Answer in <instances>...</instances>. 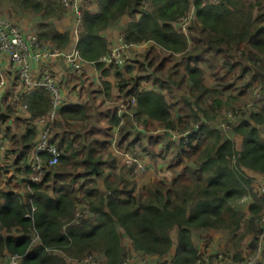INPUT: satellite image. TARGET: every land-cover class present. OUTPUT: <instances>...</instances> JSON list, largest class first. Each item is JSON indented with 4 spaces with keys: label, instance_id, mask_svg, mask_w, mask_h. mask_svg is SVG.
Here are the masks:
<instances>
[{
    "label": "trees",
    "instance_id": "16d2710c",
    "mask_svg": "<svg viewBox=\"0 0 264 264\" xmlns=\"http://www.w3.org/2000/svg\"><path fill=\"white\" fill-rule=\"evenodd\" d=\"M8 1L23 12L40 15L42 27L65 8L61 0ZM192 3L194 16L186 33L181 22ZM93 4L99 7L97 12L91 9ZM124 15L132 18L122 32L126 42H154L161 50L152 47L143 63L135 61L140 74L123 81L120 91L136 97L137 104L129 110L148 130L157 125L180 130L198 125L191 144L181 150L178 164L183 169L172 180L147 183L136 192L131 170L123 167L120 174L116 172L119 161L110 151V133L87 132L88 108L68 103L60 107V119L51 130L50 143L63 152L60 163L47 165L41 180L30 181L33 170L27 155L39 133L34 123L52 106L48 90L36 87L20 99L30 113L27 128L13 132L6 127L3 132L18 158L12 178L0 168V256L19 254L21 264H77L99 253L98 264H124L131 252L122 244L125 234L138 254L156 256L158 264H168L164 257L174 245L177 229L179 241L171 264H196L199 250L193 231L224 229L233 235L232 240L242 233L232 259L245 260L242 241L248 238L256 252L264 233V196L246 173L251 169L264 174V0H89L76 45L85 60L102 67L98 60L109 50V42L101 33ZM37 36L64 50L71 41L69 31L56 27ZM201 63L211 70L215 86L205 83ZM149 79L161 89H141V81ZM183 81L188 82V91L179 94L183 107L175 115L171 107L178 101L172 104L163 90L177 98ZM236 89L251 96L255 104L248 106L250 102L239 99L233 94ZM8 109L12 116L15 106L9 104ZM229 111L234 113L233 122L227 118ZM120 121L117 114L111 115L110 123ZM125 121L118 146L132 151L140 141L128 113ZM221 121L231 128L226 130ZM21 122L25 119L20 118ZM233 134L242 135L241 150ZM42 156L48 161L52 154L47 151ZM97 177L104 178L105 192ZM248 196L255 201L247 213L240 203ZM78 202L89 204L93 216L76 224Z\"/></svg>",
    "mask_w": 264,
    "mask_h": 264
},
{
    "label": "crops",
    "instance_id": "0c3cea01",
    "mask_svg": "<svg viewBox=\"0 0 264 264\" xmlns=\"http://www.w3.org/2000/svg\"><path fill=\"white\" fill-rule=\"evenodd\" d=\"M193 2V0H192ZM192 8H194L193 3L191 4ZM89 7V0L86 4V8ZM98 6L96 4H93L91 6V9L94 12L98 11ZM195 10V8H194ZM257 13V10H253V14L255 15ZM30 14L27 13L24 14L25 16L21 18V16L18 19L14 18L12 19L10 16V20L19 24L24 31L32 32L29 29H26L29 24V20L25 17H30ZM4 16V15H3ZM6 18V17H4ZM72 18V17H71ZM8 19V18H7ZM121 22L116 27H110L109 29H106L102 31L101 35L106 38L109 42V48L110 49L113 45L119 44L123 38V30L127 26V24L132 20L131 17L128 15H124L121 18ZM22 21V25L20 23ZM72 24L73 26L68 31L70 32L71 41L69 46L66 48V50L71 49L72 47L77 45V42L79 40V35L82 31L81 24L78 23L74 24L73 18H72ZM201 25V23H199ZM117 28V29H116ZM60 31H65L63 28L58 27L57 28ZM152 47H157L159 50H161L154 42H142L141 46L137 47L135 49L136 55H146L147 51L151 49ZM145 52V53H144ZM141 60L142 63L145 60ZM133 63L128 64L132 65L133 67L128 70L125 66L124 69L121 71H115L114 68L105 67L102 65L101 68H99L96 64L93 63H86L84 69L77 71L67 65L64 60L61 58H54L49 61V65L52 68L54 74L56 75L58 81L61 84L62 88V97L64 104L68 103H76L81 104L88 108L89 112L87 113L88 120L84 121L87 124V132H92L94 129L98 130H104L108 131L110 133L111 138V146L110 151L112 154H114L116 157L117 155L114 152L113 148V139H118L120 136V126L124 124L125 121V115L123 112H119L117 102L122 98L121 93V83L123 81L129 82L132 80V78H136L140 73L139 68L135 65L136 60L132 59ZM202 68L205 70L204 77L206 78L210 77L214 79V77L211 74V70L205 66L204 63H201ZM0 71L2 74H0V82L4 81L3 84H0V133L3 134L5 131V128H10L13 132H20V130L24 131L27 128L28 121L27 119L30 118V113L26 109L24 105L20 102V99L22 95L30 90H28L26 84L18 78V76L14 72V66L11 64L7 56H4L0 60ZM41 71V65L40 62H33L31 74H33L34 77H39ZM138 74V75H137ZM145 81V80H143ZM149 82L150 89H156L160 90L161 87L154 79L147 80ZM206 83V81H205ZM108 85V86H107ZM109 87V88H108ZM163 90V89H162ZM168 100L174 104V102L177 100L178 104L176 106H172L171 110L172 112L177 115L180 114V111L178 112L179 107H183L182 99L179 96V93L177 92V98L171 97L168 93V91L163 90ZM9 104H13L15 106V109L13 111L12 116L9 113ZM174 107L176 110H174ZM117 114L118 117L121 118V121L119 125H115L110 123L111 115ZM202 116V114H201ZM9 118L7 122H5L3 119ZM25 119V122L19 123V119ZM205 120V119H202ZM81 121L79 120L78 123ZM156 123V122H155ZM157 124V123H156ZM159 127L152 130H148L145 126L144 128H137L135 129L136 137L140 142H136L132 151L135 150V146L138 144V152L140 156L145 160V162L150 166L149 172L144 177H150L151 181L150 183H158L162 180H172L176 174L183 169V165L180 167L179 162L182 159L181 156V150L166 136L158 137L155 133V130ZM2 130V131H1ZM233 139L236 143L237 150L242 149V142L243 137L240 134H233ZM13 153V152H12ZM13 155H16L13 153ZM18 157V155H16ZM15 157V156H14ZM3 159H6V156L3 154H0V168L2 169L5 167V162H3ZM119 161V167L117 168V174L121 173V169L123 168L120 163V158H118ZM16 168L13 172L11 169L9 170L8 176L11 178L13 174H16ZM170 170V171H168ZM247 176L252 180V186L256 191L260 190L261 184L264 183V174L261 172H257L251 169H246ZM141 178V179H142ZM113 179V177H112ZM139 179L137 181V191L138 192L142 186L145 183H142ZM96 180L98 181V185L102 191H106L107 187L105 184V180L103 177H97ZM24 192V189H23ZM254 198L252 196L246 197L244 202L240 203L241 209H243L245 212H249L250 206L254 203ZM214 230H194L193 231V241L198 247L199 251H207V253H216L219 249H222L225 247L221 242L219 241L220 238H218L215 234L211 233ZM178 230L175 229L173 231V240L174 245L172 249L169 252V255L165 256L164 259L167 260L171 264L173 257L176 254L177 246H178ZM209 238V239H207ZM39 241V240H38ZM205 241H209L208 247H203L205 244ZM220 242V243H219ZM122 244L126 247H128L131 250L132 257H134V262H137L138 264H158V259L156 256H142L138 255V253L133 249L132 241L129 239L128 236L123 237ZM235 248L230 249L231 254L235 252ZM240 250V249H237ZM263 250H264V242L259 243L258 250L256 252L252 251L250 248V241L248 238L245 239L244 245L242 246L241 250L243 255L247 258L254 259L259 264H264V256H263ZM217 264H224V262H219Z\"/></svg>",
    "mask_w": 264,
    "mask_h": 264
},
{
    "label": "built area",
    "instance_id": "2783aa9c",
    "mask_svg": "<svg viewBox=\"0 0 264 264\" xmlns=\"http://www.w3.org/2000/svg\"><path fill=\"white\" fill-rule=\"evenodd\" d=\"M196 1V0H194ZM209 2H216L218 0H204ZM62 4L69 11H72L76 16L78 24H81L84 9L88 0H61ZM194 16V8L183 18L181 22V28L188 32V27L191 23V19ZM142 43H128L122 38L119 44L113 45L105 54H103L98 62L102 63L105 67L114 68L115 71H121L126 65L132 64V56H135V49L141 46ZM7 56L11 64L14 66V72L24 82L28 88L34 89L36 87H43L52 96V106L47 115L39 117L34 125L38 128V136L33 149H30L27 155V164L33 170L30 181H39L42 177V172L45 167H57L60 163V157L63 154L62 150H59L56 145L50 143L52 136V126L60 119V107L64 104L62 97L61 84L54 74L52 68L49 65V61L54 58H61L64 62L72 67L73 69L80 71L84 69L85 64L89 61L85 60L77 46L72 47L69 50L55 48L50 44L41 42L38 36L32 32L24 31V29L17 23L10 19L0 17V60ZM33 62H40L41 71L39 77H34L31 74ZM95 64V62H90ZM136 65V64H135ZM0 74L1 71H0ZM1 81L0 84H3ZM141 89L150 90L149 82L141 81ZM259 96V92H255L254 96ZM253 99V98H252ZM250 102L248 106L253 105ZM137 99L131 94H122V98L117 102L119 112H123L124 115L128 113L135 127L141 129L144 128L142 122L135 119L134 114L129 110V106H135ZM234 113L228 112L230 122L235 121ZM220 125L226 130L231 128V124L226 121H221ZM198 130V125H194V128L187 130H180L178 128L171 127H159L155 130L158 137H168L180 150L187 148L191 144L192 134ZM114 152L118 158L122 167H126L131 170L130 177L134 180L139 179L140 176L146 174L150 166L140 156L138 152V144L135 146L134 151H127L118 146L117 138L113 139ZM12 142L5 137L4 134L0 133V154L9 157L12 153ZM49 151L52 157L46 161L42 154ZM4 174H9V169L6 167L2 168ZM6 177V176H5ZM30 189V186H27ZM260 194L264 196V183L261 184ZM246 197L242 199V202ZM35 206L32 207L33 212ZM31 212L27 215H31ZM75 219L74 223L78 224L82 218H88L93 216V212L90 209L89 204L78 202L75 208ZM264 221V217L262 218ZM38 238V237H37ZM36 238V239H37ZM261 242H264V233L261 236ZM130 257V256H129ZM129 257L126 259L124 264H137ZM22 256L16 253L6 254L0 256V264H21ZM77 264H98L97 255L86 256L82 260L76 261ZM224 262V264H259L254 259L247 258L242 261H234L232 257L225 256L222 253H207L198 252V259L196 264H217Z\"/></svg>",
    "mask_w": 264,
    "mask_h": 264
},
{
    "label": "rangeland",
    "instance_id": "374dc122",
    "mask_svg": "<svg viewBox=\"0 0 264 264\" xmlns=\"http://www.w3.org/2000/svg\"><path fill=\"white\" fill-rule=\"evenodd\" d=\"M24 14H27V13L21 11L19 9V7L16 4H14L13 2H11V1L5 0L4 2H2L0 4V17L2 16V17H6L8 19H10V17H11L12 19L14 18V20H15V19H18L20 16H21V18H23L25 16ZM71 17L73 18L74 24H75V21H76V23H78L77 18L73 14V12L67 10L66 8H64L60 15L55 16V17H52L51 19H49L48 21H46L47 24H48V26L42 27V24L44 22L43 19H42V17L40 15H38V14H33L32 13V14H30V17H25V18H27L29 20V24H28V27L26 29L31 30L32 33H34L36 35H38L39 32L45 31V30H47L50 27H56V28L61 27V28H63V30L68 31L73 26V24H72V18ZM121 20L122 19L119 20V22H118L117 25H119V23L121 22ZM20 23L22 25V21H20ZM117 25H115V27ZM136 54H135V56H132V59L136 60L137 62L139 60L141 61V60L144 59V55L145 54L142 55V56L139 55V54L138 55H136ZM138 67H139V63H138ZM205 81H206V84L208 86H210V87H213V86L216 85L215 79H212L210 77L206 78ZM30 90H32V89H30ZM187 91H188V82L187 81H183L182 85L177 89V92L179 94H182L183 95ZM233 94L237 95L239 97V99L243 98V99H246L247 102H252V97L251 96L241 95V92L238 89L233 90ZM174 110H176L175 107H174ZM17 158L18 157L16 155H11L9 157H6V159H3V162H5V165L4 166L7 169H9V170L11 169L14 172L15 171V167H16ZM168 171H170V170H168ZM147 173L144 174V175H142V176H140L139 179H141L143 176L147 175ZM140 181L142 183L147 184V183H150L151 178L150 177H144ZM241 210H243V209H241ZM209 230H214L211 233L215 234L218 238H220L219 241L221 242V244H223L225 246L222 249H219L218 251H216V253H222L225 256L232 257L233 254H231L230 249L236 248L237 244L239 243V241L241 239L240 236H241L242 233H239V236L235 238L236 240L235 239L232 240L233 235H231L227 230H224V229H209ZM123 237H126V235L123 234L122 239H123ZM207 239H209V238H207ZM244 242H245V240L242 241V246L244 245ZM209 243H210L209 241H205V243H204L205 245L203 247H208ZM204 252H207V251H204ZM98 254L99 253H96V255H98ZM129 255H130V257H129L130 260H135L134 257H132L131 252H130ZM138 255H140V254H138ZM98 263H100V261H98Z\"/></svg>",
    "mask_w": 264,
    "mask_h": 264
}]
</instances>
